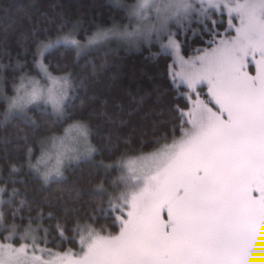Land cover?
I'll return each instance as SVG.
<instances>
[{
    "label": "rangeland",
    "instance_id": "obj_1",
    "mask_svg": "<svg viewBox=\"0 0 264 264\" xmlns=\"http://www.w3.org/2000/svg\"><path fill=\"white\" fill-rule=\"evenodd\" d=\"M213 11L226 15L221 35L183 56L177 32ZM127 12L131 24L119 35L130 34V44L156 40L172 55L174 81L188 89L186 124L156 151L116 163L115 233L88 228L78 249L66 251L27 234L0 240V264H264V0H132ZM119 28L43 43L36 73L0 93L1 119L32 108L60 112L70 80L51 75L37 55L57 44L81 52ZM92 152L88 130L73 123L42 141L32 168L58 178ZM5 188L0 182V204Z\"/></svg>",
    "mask_w": 264,
    "mask_h": 264
},
{
    "label": "trees",
    "instance_id": "obj_2",
    "mask_svg": "<svg viewBox=\"0 0 264 264\" xmlns=\"http://www.w3.org/2000/svg\"><path fill=\"white\" fill-rule=\"evenodd\" d=\"M131 3L0 0V93L10 94L21 74L36 73V52L43 43L64 34L84 41L98 29L120 27L97 45L81 46L86 47L81 52L57 44L37 55L51 75L70 80L60 112L41 107L0 117V182L6 186L0 240L15 242L27 234L47 248L66 251L78 249L88 228L115 233L118 209L109 197L117 190L116 163L156 151L180 135L188 89L174 81L172 55L158 41L130 44V34H118L131 24ZM225 26L223 12L191 20L176 34L181 54L210 47ZM4 103L0 96V114ZM73 123L88 130L92 155L64 165L58 178L42 177L32 168L42 141Z\"/></svg>",
    "mask_w": 264,
    "mask_h": 264
}]
</instances>
